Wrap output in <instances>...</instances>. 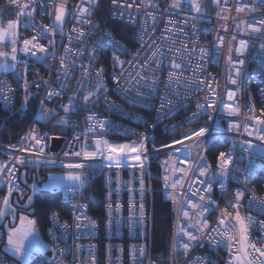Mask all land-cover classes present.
<instances>
[{
  "label": "built area",
  "instance_id": "2783aa9c",
  "mask_svg": "<svg viewBox=\"0 0 264 264\" xmlns=\"http://www.w3.org/2000/svg\"><path fill=\"white\" fill-rule=\"evenodd\" d=\"M105 1L110 20L132 27V46L96 19L103 0H0V28L19 20L16 35L0 41L4 53L16 48L15 61L11 55L2 57L12 69L0 72V132L12 120L25 118L14 142L0 141L4 166L0 194L13 207L27 208L39 191L35 188L39 176L30 171L74 170L84 177L83 184L75 181L52 188L59 192L66 216L57 211L47 215L48 264H157L151 252L154 193L173 210L165 264H237V256L261 264L264 257L251 246L264 248V141L248 135L244 126L254 131L252 117L264 119V29L257 33L247 27H260L264 0H198L200 12L192 8L191 0H180L176 8L171 7L173 0ZM23 3H30L31 17L26 13L18 17ZM61 5L67 13L56 28V9ZM245 5L254 10L236 12ZM85 8L87 12L80 11ZM34 36L33 44L44 45L46 51L31 44L30 52L22 51L24 41ZM241 40L248 42L247 48L237 55ZM229 55L244 64L230 63ZM230 76L236 84L230 83ZM229 91L235 93L231 100ZM50 92L57 94L49 98ZM89 93L94 95L85 102ZM70 98L73 106L66 113L63 105ZM226 105L239 106V114L229 115ZM43 106L53 108L67 123L60 126L49 120L55 131L44 127L39 120ZM199 129L205 130L202 136L182 140ZM32 134L40 144L30 138ZM53 139L61 140L56 152L50 149ZM97 140L134 150L122 155L119 167L106 159V152L86 158L85 152L96 151ZM178 140L182 143H173ZM141 143L144 152L135 148ZM213 143L223 148L209 160L207 151ZM221 152L232 157L226 174L220 169ZM201 169H206L203 176ZM95 181L101 189L98 216L90 212L88 200ZM237 212L248 228L246 257L240 251ZM6 229V222H0V264H13L2 249ZM185 233L197 239L190 240Z\"/></svg>",
  "mask_w": 264,
  "mask_h": 264
},
{
  "label": "snow or ice",
  "instance_id": "6c2138e0",
  "mask_svg": "<svg viewBox=\"0 0 264 264\" xmlns=\"http://www.w3.org/2000/svg\"><path fill=\"white\" fill-rule=\"evenodd\" d=\"M89 2L91 3V0H89ZM216 2H218V0H216ZM10 3H16V0H10ZM116 3H117V0H113V4H116ZM191 5H192V8L196 12H200L201 11V6H200L198 0H191ZM171 7H174V8L180 7V0H173V4L171 5ZM29 9H30V3L20 4L19 5V12L17 14L18 17H19V15H23L25 13L27 14V16L31 17L32 16V11L29 10ZM235 10H236L237 13H242V12H245V11H253L254 9H250V8H248V6L245 5V6L237 7ZM80 11L81 12H87L88 9L85 8V9H81ZM64 15H65V7L63 5H61L56 10V17H55L56 22L57 23L62 22V19H63ZM186 22L187 21H185V23ZM18 23H19V20L15 21V22L14 21H9L6 29L5 28H0V41L4 40L6 38V36L9 35V34H11L14 37L16 35L15 29L17 28ZM170 23H171V21H170ZM259 23H260V27H256L253 24H249V25H247V27L249 29H251L252 32L259 33V32L262 31V29H264V20H261ZM44 27L47 28L48 26L45 25ZM49 31H53V29H49ZM81 35H83V33H81ZM36 39L37 38L34 36L32 38V40H25L24 41L25 47L22 49V51L30 52L31 49L28 47L30 44L33 47H38L40 52L46 51L44 45L33 44V41H35ZM113 42L114 43H118L116 41H113ZM50 43H52V41H50ZM222 43H223V39L221 38V44ZM247 43L248 42L244 41V40L240 41V46L238 48H236V50H235L237 55H243L244 51L247 48ZM13 44H15V40H13ZM261 49H264V44L261 45ZM230 51H231V49H230ZM205 52H206L205 49H201V53L202 54L205 53ZM15 53H16V48L13 47L11 54L0 52V57L7 58L8 55H11V60L15 61L16 60ZM229 62L232 63V64H240V65L244 64V60H242V59L239 60V61H233L231 55H229ZM63 63H64V61H63V59H61V65H63ZM12 66L14 67V64ZM0 67H4L5 69L8 67L6 59H5V62L2 65H0ZM174 67L175 68H179L180 65L179 64H174ZM169 75H170V78H171L172 74L170 73ZM236 75L237 76L240 75V69L239 68H236ZM229 80H230L231 84H236L237 83V80L231 78V76L229 77ZM26 87H27V85H26ZM209 91L212 93L213 96L215 95V91L211 87H209ZM55 94H57V93L50 92L49 93V98H51V96L55 95ZM92 95H94V93H89L88 95L84 96V101L87 102ZM234 95H235L234 92L229 91L228 92V99L229 100L233 99ZM25 99L27 100V97ZM205 99L208 100L207 97ZM168 103H171V102L169 101ZM213 104H214V101L210 102L208 104V107H212ZM72 106H73V103H72V100L70 98L69 104L68 105H63V109L67 113V112H69L71 110ZM197 107L198 108H202L203 105H197ZM226 107L229 109V115H238L239 112H240L239 106L233 107L232 105H226ZM262 113H264V110H262ZM197 115H198V113H193V116H197ZM252 118L256 120V126L254 127V131H249V125L248 124H245L244 131L247 132L248 135H250V136L255 134V135H257L258 139L264 141V128H260L259 127L260 125H264V119H262L260 117H255V116H253ZM88 119L89 120H93L94 117L93 116H89ZM61 123H67V120L62 118ZM100 126L103 127V122H100ZM230 127L238 129L239 125H231ZM204 132H205L204 129H199L198 131H192L190 133L185 134V136L182 138V140L183 139H190L193 136H197V137L198 136H202L204 134ZM30 138L36 139V143L37 144L41 143L40 139H37L35 137V134H32ZM182 140L173 141V143L174 144H180V143H182ZM95 143H96V151L85 152L84 153L85 157L86 158L95 157L97 154L103 155L106 152L107 153L106 159H108L109 161H115L117 167H119V162L122 159V155L126 151L134 150L133 146H130V145H127V144L113 145V144L109 143L106 140H97ZM245 143H247L248 146L251 147V141H246ZM135 148L139 149L141 152L146 151V148H145L143 143H141L139 145H136ZM40 151L42 152L43 149L41 148ZM75 155L79 156L80 153H75ZM135 159L139 160L140 156L137 155L135 157ZM231 159H232V157H231L230 154H226V153H223V152L220 153V169H221L222 173H224V174L227 173L228 165H229ZM21 163H23L22 160H21ZM111 166L112 165L109 164V167H111ZM67 167H69V168H83L84 165H82V164H69V165H67ZM140 169H141V171H143V164L142 163L140 164ZM3 170H4V166L0 165V172H2ZM180 171H184V169H180ZM205 173H206V169H201L200 175L203 176V175H205ZM67 179L72 180V181H78L81 184L84 183V177L81 174H79V173H77V174H71L70 173L68 175ZM167 180H168V177L166 176L165 177V181H167ZM140 183H141V191H143L144 190L143 180H141ZM201 183H204V181H201ZM172 187L175 188L176 184H173ZM194 195H195V193H194ZM241 195H242L241 193H239V192L237 193V200L240 199ZM29 199L31 200V197H29ZM200 199L203 200L204 197L201 196ZM7 203H8V198L5 197L4 204L7 205ZM192 207L196 208V207H199V206L193 204ZM233 207H235V206H233ZM109 208L111 209V205H109ZM204 211H207V209L205 208ZM200 214L203 215V212H201ZM0 215H3V210L2 209H0ZM140 215H141V217H143V215H144L143 204H141V206H140ZM184 215L187 216L188 213L185 212ZM77 219H79V217ZM234 219L239 223V227H240V243H241L240 251L242 253H244V255L246 257L247 256V248H248V244H247L248 237H247L246 233L248 231V228H247V225L245 224V221L240 217L239 212H237V214H236ZM21 220L23 221L24 217H21ZM90 223L93 226L95 225V221H91ZM110 223H111V221H110ZM220 223L224 224V219L223 218L220 220ZM29 224L30 225L34 224V221H29ZM79 226L80 225L77 224V227H79ZM64 227H67V224H65ZM203 227L204 228L208 227L206 222L203 224ZM181 231H184V230L181 229ZM185 234L188 235L190 240H196L197 239L191 233H185ZM27 235H29L28 232H25L23 235H20V230L19 229L9 232L8 245H10L18 255L22 256L24 254V248H25L24 239L27 237ZM224 235H227V233H224ZM228 238H229V240L235 239V237H233V236H229ZM188 247H189V245H187V244L184 245L185 249H187ZM251 249L254 252H258L261 257H264V248H256L255 245H252ZM141 251H143V250H141ZM235 259L237 261V264H252V261H245V260L241 259L240 256L235 257ZM261 264H264V261H262Z\"/></svg>",
  "mask_w": 264,
  "mask_h": 264
},
{
  "label": "trees",
  "instance_id": "16d2710c",
  "mask_svg": "<svg viewBox=\"0 0 264 264\" xmlns=\"http://www.w3.org/2000/svg\"><path fill=\"white\" fill-rule=\"evenodd\" d=\"M106 1L103 0L102 6L97 12L96 19L100 22L101 26L109 28L114 37L128 46H132V27L129 25L121 24L116 21L110 20L105 11ZM12 12H9V16ZM25 126V118L21 117L17 120H12L7 124V128L0 132V141L3 142H14L18 134ZM44 127L50 128V124L47 123ZM55 131V129H52ZM223 146L219 143H213L210 145L207 151V157L209 160H212L213 155L216 154ZM154 170V169H153ZM60 173L62 170H44V171H30L29 173L33 176H39V179L36 180V183L40 186L47 176L50 173ZM156 181V180H155ZM264 184V179H262ZM1 195V194H0ZM89 203H90V212L98 216L101 209V189L99 181H95L91 187V192L89 193ZM152 238H151V252L153 258L156 260L157 264H165V257L167 254L169 246V237L171 223L173 220V210L169 204H166L161 201L159 195L154 193L152 195ZM32 209V213L29 218L34 219L33 227L44 236V229L46 227V218L47 215L53 211H57L66 216V209L61 203L59 192L52 190L41 189L34 194L32 204L27 208H22L19 206H14L15 212L17 214H25L26 209ZM6 256L16 264L15 259H12L7 253ZM27 264H48V258L42 254H32L29 262Z\"/></svg>",
  "mask_w": 264,
  "mask_h": 264
},
{
  "label": "rangeland",
  "instance_id": "374dc122",
  "mask_svg": "<svg viewBox=\"0 0 264 264\" xmlns=\"http://www.w3.org/2000/svg\"><path fill=\"white\" fill-rule=\"evenodd\" d=\"M57 10V9H56ZM66 8H65V15L62 19V22L57 23L56 20H54V25L56 28L61 27L65 16H66ZM56 15V14H55ZM56 17V16H55ZM4 48L3 46L0 45V52H3ZM2 57H0V63H2ZM39 120L43 124H47L49 120L53 124L63 126L64 123H61L62 119L57 115L56 111H54L53 108L48 107V106H43L40 110L39 113ZM77 174L76 171L74 170H65L60 173H50L46 180L40 184V186H36L37 190L45 189V190H51L52 188H57L59 186H62L64 184H69L72 185L75 183V181L67 179L69 174ZM5 199V198H4ZM0 209L3 210V213L9 214L10 219L12 221L15 220L13 218V211L14 207L13 204L10 203L9 198H8V203L7 205L4 204V201L1 202ZM32 213V209H26L25 214H22L19 216L18 222L16 223V230H20V235H23L25 232H28L29 235L24 239V254L18 255L14 249L8 245V235L5 237V241L2 245V249L4 252L12 256L15 261L17 262L16 264H27L32 256V254H42L46 258H48V252L50 251V244L49 242L42 237V235L32 227V224H29V216ZM21 217H24V220H21Z\"/></svg>",
  "mask_w": 264,
  "mask_h": 264
},
{
  "label": "crops",
  "instance_id": "0c3cea01",
  "mask_svg": "<svg viewBox=\"0 0 264 264\" xmlns=\"http://www.w3.org/2000/svg\"><path fill=\"white\" fill-rule=\"evenodd\" d=\"M4 62L0 63V65H2ZM12 69V67L10 65H8V67L5 69L4 67H0V72H5V71H10ZM45 190V189H44ZM48 190V189H47ZM4 196H2V194L0 195V206H1V202L4 201ZM10 201V199H9ZM11 203V202H10ZM13 211V218H15L14 221H12V219H10L9 217V214L7 213H3V215H0V222L2 221H5L6 222V226H7V229H6V232H5V235H4V240H3V243L5 241V237L7 235H9V232L10 231H14L16 230V226H17V222H18V219H19V216L22 215V214H17L15 212V209L12 210ZM32 227H33V224H32ZM6 253V252H5ZM9 255V254H7ZM10 256V255H9ZM12 259H14L12 256H10Z\"/></svg>",
  "mask_w": 264,
  "mask_h": 264
},
{
  "label": "water",
  "instance_id": "95a60500",
  "mask_svg": "<svg viewBox=\"0 0 264 264\" xmlns=\"http://www.w3.org/2000/svg\"><path fill=\"white\" fill-rule=\"evenodd\" d=\"M61 144V140L60 139H53L52 143H51V151L52 152H56L59 149V146Z\"/></svg>",
  "mask_w": 264,
  "mask_h": 264
}]
</instances>
